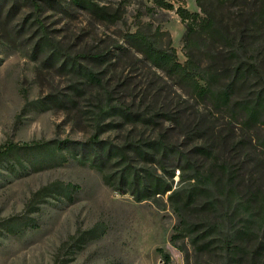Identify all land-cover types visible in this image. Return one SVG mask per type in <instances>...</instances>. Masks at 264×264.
Returning <instances> with one entry per match:
<instances>
[{"label":"rangeland","instance_id":"rangeland-1","mask_svg":"<svg viewBox=\"0 0 264 264\" xmlns=\"http://www.w3.org/2000/svg\"><path fill=\"white\" fill-rule=\"evenodd\" d=\"M165 1L173 9L151 0H0V264H164L163 252L169 264H227L217 245L192 244L198 233L171 244L170 192L133 195V178L183 189L186 156L199 170L228 163L244 200L253 199L249 217L261 210L264 20L249 16L250 0L201 1L232 33L257 25L245 45L263 74L235 91L259 101L246 124L242 114L214 113L132 47L128 36L140 31L162 47L170 39L186 61L175 11L200 9L196 0ZM203 145L208 155L197 151ZM243 251L242 264H264L263 221Z\"/></svg>","mask_w":264,"mask_h":264},{"label":"trees","instance_id":"trees-1","mask_svg":"<svg viewBox=\"0 0 264 264\" xmlns=\"http://www.w3.org/2000/svg\"><path fill=\"white\" fill-rule=\"evenodd\" d=\"M151 1L161 9H173L165 0ZM201 1L196 0L200 13L189 12L181 6L175 11L185 29L183 48L186 61L183 64L178 62L170 39L162 47L155 44L153 37L137 31L128 36L131 45L154 68L177 80L182 88L212 108L214 113L228 110L244 115L246 124L254 123L259 115V101L235 99V91L240 82L250 77L259 80L263 74L260 63L248 53L245 39L254 32L256 23L264 20V0H250L252 13L249 16L256 23H243L237 34L228 30L214 14L207 12ZM230 73L233 80L229 81L227 74ZM209 150L205 145L197 148L199 153L206 155ZM182 161V174H190L186 176L187 184L183 189L172 190L167 182L152 177L133 178L131 184L136 191H133L136 201L142 202L170 192L168 201L178 218L171 244L175 246V241L189 230L191 233L188 236L198 233L197 240L192 239V244L205 243V250L217 245L220 248L218 252L227 258V264H242L246 241L258 231L260 221H263L264 228V205L258 214L254 212L249 217V209L255 210L253 199L244 200L233 181L235 173L228 163L210 171L199 170L189 156ZM182 178L185 179V175ZM260 211L263 213L260 214ZM191 218L195 224H190ZM250 253L256 255L257 249H252ZM162 259L164 264H169L167 253H162Z\"/></svg>","mask_w":264,"mask_h":264}]
</instances>
